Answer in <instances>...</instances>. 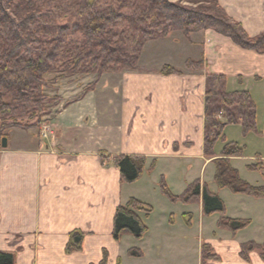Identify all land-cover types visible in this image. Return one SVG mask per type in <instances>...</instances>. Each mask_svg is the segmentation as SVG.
I'll return each instance as SVG.
<instances>
[{
    "label": "crops",
    "instance_id": "crops-1",
    "mask_svg": "<svg viewBox=\"0 0 264 264\" xmlns=\"http://www.w3.org/2000/svg\"><path fill=\"white\" fill-rule=\"evenodd\" d=\"M219 2L250 37L264 33V0ZM198 35V43H194L201 53L196 51V56H189L180 68L183 71L175 69L173 59L165 62L177 74L166 76L161 68L152 71L150 67H139L113 75V82L104 84L103 90L99 83L81 95H62L63 105L50 123L53 141L41 135L37 139L32 130H22L27 134L26 142L12 145L8 138L7 148H3L0 136V252L15 255L16 264H102L105 253V264H165L149 251L156 254L160 253L159 247L163 251L164 245L182 243L183 235L176 230V215L172 219L163 217L155 226L159 229L156 232L151 215L141 213L149 228L146 238L137 240L126 234L117 242L113 238L115 214L130 199H139L150 206L149 198L147 201L136 194L138 189L134 187L143 184L144 178L149 188L157 176L168 179L193 174L195 177L188 184L200 181L207 185L223 201L227 217L251 222L248 229L232 236L231 232L216 227L220 215L211 221L203 214L201 200L184 206L181 215L197 214L202 230L197 264H202L204 244L219 257V261L208 264H264L258 252H253L249 261L240 256L242 244L264 242V199L219 189L214 181L213 159L204 154L206 76L209 73L226 76V90L231 93H251L256 88L264 94V54L243 49L214 31L193 34ZM203 56L210 61L208 67L197 71L184 69L189 59L201 60ZM261 124L256 138L251 134L247 137L241 134L237 138L240 140L228 138L226 131L234 126L239 132L241 124L229 125L224 130L227 144L254 147L251 151L244 149L242 157L230 160L241 178L257 187H264V124ZM226 143L222 142L215 150V157L221 156ZM121 156L146 160L143 179L133 184L121 181L115 164V158ZM153 162L156 168L149 171ZM255 163H261L263 170L249 171L247 167ZM206 172L209 178L212 176V182L205 180ZM188 184L180 186L175 196L182 195ZM73 231L85 233L83 250L67 254ZM149 242L158 249L149 250ZM131 249L142 256L131 257L128 253Z\"/></svg>",
    "mask_w": 264,
    "mask_h": 264
},
{
    "label": "trees",
    "instance_id": "trees-1",
    "mask_svg": "<svg viewBox=\"0 0 264 264\" xmlns=\"http://www.w3.org/2000/svg\"><path fill=\"white\" fill-rule=\"evenodd\" d=\"M64 1L70 10L65 11ZM63 18H67V24L59 21ZM176 30L185 36L214 31L243 49L264 53V33L250 37L219 0H0V123L10 122L11 126L25 130L41 127L44 119L62 103L59 96L46 94L52 83L48 76L65 79L136 70L146 43ZM209 65L204 58L186 62L191 71ZM177 73L169 66L162 70L166 76ZM226 84L227 78L222 74L206 76L204 154L208 158H215L219 141L226 143L227 126L241 124L245 135L256 130V107L250 93L228 92ZM242 156L243 149L237 143H226L221 156L213 159L215 184L233 194L264 199V187L247 183L233 168L230 159ZM115 164L125 184L138 182L146 170V160L139 157H117ZM155 167L153 162L149 171ZM247 168L262 171L263 165L255 163ZM162 181L163 195L185 205L201 200L203 214L220 215L218 228L231 232L232 236L251 224L249 220L227 217L223 201L200 181L189 185L180 196L170 193ZM152 211V207L137 199L118 207L114 240L119 242L126 234L143 239L148 228L139 214L150 216ZM84 238L85 233L73 231L66 253L81 252ZM253 252H258L264 261V242L241 245L243 260L249 261ZM128 253L135 258L142 256L136 249ZM106 260L105 253L102 264ZM210 261H219V257L204 244L202 264ZM0 264H16L15 255L0 252Z\"/></svg>",
    "mask_w": 264,
    "mask_h": 264
},
{
    "label": "rangeland",
    "instance_id": "rangeland-1",
    "mask_svg": "<svg viewBox=\"0 0 264 264\" xmlns=\"http://www.w3.org/2000/svg\"><path fill=\"white\" fill-rule=\"evenodd\" d=\"M67 3H68L67 1H64V3H63L65 11L70 10ZM219 4H220V2H219ZM66 20H67V18H63L59 21L62 24H67ZM203 32H205V31L197 32V34L198 33L202 34ZM193 34H195V33H191L189 36H185L181 31L176 30V31L170 32L169 35H167L166 37L153 40L155 42L150 41V42L146 43V45L144 46V48L142 49V51L139 55V58H138V61L136 64L137 68H139V67L140 68L150 67V68H152V71L153 70L158 71V69L161 68V72H162V70L165 66H169V65H165V62H168L171 59H173L175 61V63H172L173 66L176 67L175 69L178 70L180 68H183L182 64L185 63V61L187 60V58H189V56H191V57L196 56L195 55L196 51H198V52L200 51V53H201V48L200 49L197 48L198 46H195V43H194V42L198 43V40L200 37H199V35L193 36ZM79 37H80V35H79ZM161 39H163V40H161ZM192 45H194V46H192ZM258 54H260V53H258ZM261 54H264V53H261ZM197 58L195 60H192V61L193 62H199L203 58L205 59L204 56L202 57L201 60H200V58L199 59H197ZM189 60H191V59H189ZM153 66H154V68L155 67H158V68L154 69ZM169 67H171V66H169ZM186 68L187 67L185 64L184 69H186ZM172 69H174V68H172ZM180 70L183 71L182 69H180ZM121 72H126V70L120 71L117 73L102 74L101 76H98V74L77 75V76L69 77V78H65V79H60V78L56 79V76L50 75L47 77V79H48V81H52V83H50V89L46 91V94H49L51 96H59L63 100L64 99L63 96L65 94L67 96H70L74 93H75L74 95H81L82 92H88L90 90L95 89L99 83L100 84L98 86H102V90H103V89H105L104 87L106 84H108L109 82L111 84L113 82V78H114L113 75L120 74ZM106 79H109V81H107ZM250 95L251 96L253 95L252 96L253 101H254L255 106H256V130L253 132H250L248 134L249 135L251 134L252 137L256 138L257 136L260 135L259 130L261 131V128H260L261 127L260 125H262L261 123L264 124V121L261 122V120H263L262 117H264V94L263 93L260 94L259 92L256 91V88H253V91H251ZM255 98H257V99L255 100ZM60 105L61 106H58L55 109H53V113L48 118L44 119V121H43L44 123L41 125V127L30 128V130H32L31 133H34L35 138L40 139V135H41L40 130L44 124H47L48 126H50L51 119H53L56 116L57 110L60 109L63 105V101ZM220 120L223 121V119H221V118H220ZM241 128H242V130L237 132V130L234 128V126L233 127L231 126L226 131L228 138L236 140L237 138H240L241 134H242V137H247L248 134L245 135L243 132V127H241ZM22 130H25V129L21 128L20 126H11L10 122H7L4 125L2 123H0V136L2 137L1 140H3L4 138H6L8 140V138H9V139H11L12 145L14 143H18V144L21 143L22 144L28 140L27 134H25V132ZM27 131H29V130H27ZM50 131L53 133L52 129H50ZM56 134H57V132H56ZM224 135H225V132H224ZM51 137L53 138V140L55 139L54 133H53V135H51ZM263 137H264V135H263ZM50 138H48L47 140H50ZM237 140H240V139H237ZM221 144H222V141H219L217 143V146L215 147V150H217ZM241 148L243 150L244 149L247 150V148H248L249 151L254 149V147L251 146L250 144H247V148L244 147V145H242ZM247 151H246V153L249 154V152H247ZM215 158H217V157H215ZM215 158H212V159H215ZM241 164H244V162H241ZM145 172H144V174H145ZM159 174H161V173H159ZM208 176H209V172H206L205 180H207V181L212 179V176H211V178H209ZM194 177H195V175H193V174H188L187 177H184V178H179L178 176H173V177H170L168 179H167V177H163V176L162 177L159 176V179H158V176H157V178L155 177V180L153 181V183L150 184L149 188L146 187L145 178L143 180V184L138 183V184L134 185V187L138 189L137 192L136 191H134V192H136V194H139V196L145 198V200H147V201L149 198V200L151 202L150 206L153 209L152 214H151V218H152V222L156 223L155 225H153V230H155L156 232L159 231V229H156L155 226H157V224L160 222V220H162V218L165 217L166 215L168 217L170 216L171 219L173 216L175 217V215H176V223H175L176 230L183 235L182 243L180 242V244H178V245H164L163 251H162V247H159L160 253H156V254L153 252V250L152 251L150 250V248L152 249V247L155 248L156 246L153 245L152 242L147 243L148 249L150 250L149 251L150 254L152 256L157 255L165 264H197V258L200 255V248H201L200 244L198 245V243H199L198 237H199V235H201V232H202V230L199 229L198 215L195 214V217H194L191 215L187 216V214H183V216H182L181 212H182V210L185 212L184 206H187V205L183 204L182 202H172L168 197L163 195L162 191H161V185L163 182L162 180H164V183L166 184L169 192L175 196V195H177V193L180 192L179 187L180 186L183 187V185L188 184L190 182V180ZM210 182H212V181L210 180ZM142 185H143V187H142ZM188 186H189V184H188ZM164 205L167 207V209L164 207ZM190 209L191 208H189L188 210H190ZM217 216H219V215L218 214L212 215L208 218L211 219V221H213V219H215V217H217ZM169 222H170V219H169ZM217 224H218V221H217ZM217 224H216V227L218 228ZM250 226H251V224L249 225V227ZM248 228H246V229H248ZM148 233H149V228H148L147 234ZM154 235H155V232H154ZM146 236L144 237V239L146 238ZM203 236H206V233ZM153 237L154 236H152V239H153ZM200 242H201V239H200ZM155 249L157 250L158 248H155Z\"/></svg>",
    "mask_w": 264,
    "mask_h": 264
},
{
    "label": "built area",
    "instance_id": "built-area-1",
    "mask_svg": "<svg viewBox=\"0 0 264 264\" xmlns=\"http://www.w3.org/2000/svg\"><path fill=\"white\" fill-rule=\"evenodd\" d=\"M40 131L41 137L45 140L53 135V133L50 131V126H48L47 124H44ZM50 140H53V138L51 137Z\"/></svg>",
    "mask_w": 264,
    "mask_h": 264
},
{
    "label": "water",
    "instance_id": "water-1",
    "mask_svg": "<svg viewBox=\"0 0 264 264\" xmlns=\"http://www.w3.org/2000/svg\"><path fill=\"white\" fill-rule=\"evenodd\" d=\"M2 147H3V148H7V139H6V138H4V139L2 140Z\"/></svg>",
    "mask_w": 264,
    "mask_h": 264
}]
</instances>
